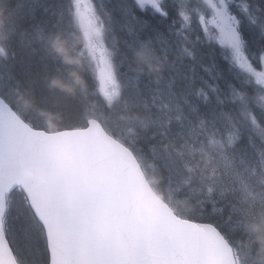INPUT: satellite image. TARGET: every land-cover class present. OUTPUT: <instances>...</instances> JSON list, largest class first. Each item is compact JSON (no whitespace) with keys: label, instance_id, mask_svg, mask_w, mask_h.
Masks as SVG:
<instances>
[{"label":"snow or ice","instance_id":"snow-or-ice-1","mask_svg":"<svg viewBox=\"0 0 264 264\" xmlns=\"http://www.w3.org/2000/svg\"><path fill=\"white\" fill-rule=\"evenodd\" d=\"M20 9L0 0V264H264L247 230L264 210V0H67L66 28L31 33ZM73 32L82 79L53 130L25 98L63 91ZM14 40L54 69L18 78ZM145 186L159 215L135 212Z\"/></svg>","mask_w":264,"mask_h":264},{"label":"trees","instance_id":"trees-1","mask_svg":"<svg viewBox=\"0 0 264 264\" xmlns=\"http://www.w3.org/2000/svg\"><path fill=\"white\" fill-rule=\"evenodd\" d=\"M13 2H15V0H13ZM33 2H38V0H34ZM20 3L23 4L28 2H26L25 0H20ZM115 3L116 0H111V2H108V0H106L107 7L109 8H112ZM33 4L34 3H32L31 5H22L20 9V15L24 17V19L21 21L22 25L24 27L29 28L30 33V26L35 25L37 23L43 24L47 30L55 31L56 29L53 28V25L57 24L58 20L60 19V16L51 15L53 16L51 19L50 17H48V15H45L42 10L37 9V6L36 8H34L33 14H28V7H31ZM69 36L71 40L68 37L65 38L61 36V39H64L65 41L64 51L63 53H58V55L62 58L63 68V71L58 77V79L60 81V87H62L63 91H59L57 88L54 87L52 92L48 93L44 88L38 85L36 88V97L25 98L29 101L30 109L36 113L37 119L41 123L51 127L53 130L59 127L62 122L67 120L69 113L75 106V101H72L71 96L67 95L69 93L74 95L76 94V91H79L78 78L82 79L81 73L78 71V68L82 67L84 62L77 56L76 52L77 49L80 48L83 41L79 33L73 32ZM33 47L37 48L38 51H36L35 54L30 55V48H26L24 45L17 43L15 40L13 41L12 48L17 55L16 60L12 62L13 66L11 67V71L15 73V75L20 79H27L26 74L29 72L33 77L40 78L44 75L46 65L47 70L49 71L53 70L55 67L50 58L47 59L45 62L40 60V57L43 56L44 51L40 49L39 45H33ZM138 63L141 67H147L144 60H139ZM8 71V66L0 67V73L5 74V79L7 78L6 74ZM66 71L71 74L67 75ZM163 182L164 181L163 179H161L160 175H156L152 179L153 186H155V188H157L159 191L160 186L163 184ZM182 199L183 197L180 194L176 193L174 195L173 202L177 204V208L179 206L178 203H180ZM180 205V212L186 211L188 209V206L186 204L180 203ZM261 211L262 210H257L255 215L260 216ZM262 217L264 219L263 214L261 218Z\"/></svg>","mask_w":264,"mask_h":264},{"label":"rangeland","instance_id":"rangeland-1","mask_svg":"<svg viewBox=\"0 0 264 264\" xmlns=\"http://www.w3.org/2000/svg\"><path fill=\"white\" fill-rule=\"evenodd\" d=\"M25 1L28 3L21 4V7L24 4L31 5L32 3H34L31 7H28L29 8L27 11L28 14L29 13L33 14V10H34V8H36V6H37V9L42 10L43 13L45 15H48V17H50L51 19L53 17L51 15L61 16V13H63L64 14L63 20L62 21L60 19L58 20L59 27H62V28L67 27V20H66V18L68 19V17H66L67 0H38V2H33L34 0H28V1L25 0ZM47 4H49V5H47ZM50 21H52V20H50ZM58 22H57V24H58ZM68 38L71 40L70 36H68ZM37 51H38V49H37ZM40 60L43 62H45L47 60V59H45V53L43 54V56L40 57ZM66 72H67L66 73L67 75L71 74V73L69 74L68 71H66ZM76 94H78V91H76ZM76 94H74V95H76ZM67 96H73V94L69 93ZM162 192L166 193L167 191L166 192L162 191ZM176 193L177 192H171V193L167 192L166 194H168V196L171 199H173L174 195ZM263 212H264V210L261 211L260 216L257 215L259 217L258 219H256V217H252L248 220V229L247 230H248L249 234L252 236V239L257 246H260L258 243H256L257 238L260 236H264V219L261 218Z\"/></svg>","mask_w":264,"mask_h":264},{"label":"water","instance_id":"water-1","mask_svg":"<svg viewBox=\"0 0 264 264\" xmlns=\"http://www.w3.org/2000/svg\"><path fill=\"white\" fill-rule=\"evenodd\" d=\"M63 158L71 166H76L79 163V160L71 147L64 148ZM145 210H147L148 213L157 211L162 212L161 207L158 205V199L154 196V193L147 188V186L144 187L140 194V201L135 212L138 216H141Z\"/></svg>","mask_w":264,"mask_h":264},{"label":"clouds","instance_id":"clouds-1","mask_svg":"<svg viewBox=\"0 0 264 264\" xmlns=\"http://www.w3.org/2000/svg\"><path fill=\"white\" fill-rule=\"evenodd\" d=\"M3 25H4L3 14L0 13V32L3 31ZM58 51L63 53V50L58 49ZM152 70L154 73H156L158 71L156 68H153ZM256 243H258L260 245L261 254H262V256H264V236L258 237L256 240Z\"/></svg>","mask_w":264,"mask_h":264}]
</instances>
